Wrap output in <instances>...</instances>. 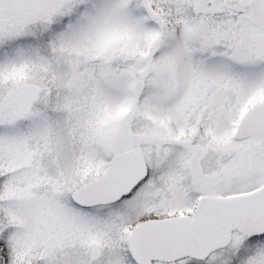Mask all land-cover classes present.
Instances as JSON below:
<instances>
[{"label": "snow or ice", "instance_id": "1", "mask_svg": "<svg viewBox=\"0 0 264 264\" xmlns=\"http://www.w3.org/2000/svg\"><path fill=\"white\" fill-rule=\"evenodd\" d=\"M0 264H264V0H0Z\"/></svg>", "mask_w": 264, "mask_h": 264}]
</instances>
